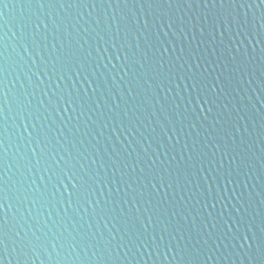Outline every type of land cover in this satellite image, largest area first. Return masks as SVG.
I'll list each match as a JSON object with an SVG mask.
<instances>
[{
  "label": "water",
  "instance_id": "1",
  "mask_svg": "<svg viewBox=\"0 0 264 264\" xmlns=\"http://www.w3.org/2000/svg\"><path fill=\"white\" fill-rule=\"evenodd\" d=\"M2 264H264V0H0Z\"/></svg>",
  "mask_w": 264,
  "mask_h": 264
},
{
  "label": "snow or ice",
  "instance_id": "2",
  "mask_svg": "<svg viewBox=\"0 0 264 264\" xmlns=\"http://www.w3.org/2000/svg\"><path fill=\"white\" fill-rule=\"evenodd\" d=\"M0 264H2V262H0Z\"/></svg>",
  "mask_w": 264,
  "mask_h": 264
}]
</instances>
